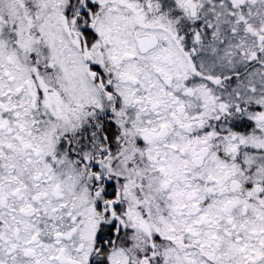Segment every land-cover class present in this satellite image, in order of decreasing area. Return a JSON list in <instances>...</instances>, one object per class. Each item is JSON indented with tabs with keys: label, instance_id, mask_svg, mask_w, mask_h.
Instances as JSON below:
<instances>
[{
	"label": "snow or ice",
	"instance_id": "obj_1",
	"mask_svg": "<svg viewBox=\"0 0 264 264\" xmlns=\"http://www.w3.org/2000/svg\"><path fill=\"white\" fill-rule=\"evenodd\" d=\"M0 264H264V0H0Z\"/></svg>",
	"mask_w": 264,
	"mask_h": 264
}]
</instances>
